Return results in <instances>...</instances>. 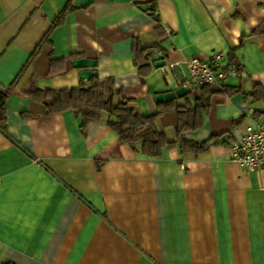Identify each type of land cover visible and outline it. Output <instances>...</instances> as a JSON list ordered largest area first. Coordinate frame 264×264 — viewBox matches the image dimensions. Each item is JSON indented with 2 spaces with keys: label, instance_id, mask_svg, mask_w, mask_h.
<instances>
[{
  "label": "crops",
  "instance_id": "1",
  "mask_svg": "<svg viewBox=\"0 0 264 264\" xmlns=\"http://www.w3.org/2000/svg\"><path fill=\"white\" fill-rule=\"evenodd\" d=\"M135 45L164 56L166 72L151 56L142 78ZM214 53L240 77L207 99L157 104L181 88L171 67L186 78L187 60ZM78 60L97 66L75 70ZM108 80L118 101L162 113L156 132L206 150L149 159L120 144L110 115L83 128L73 110L48 114L25 96ZM14 84L0 133V264H264V172L230 159L249 118L264 116V0H0V91Z\"/></svg>",
  "mask_w": 264,
  "mask_h": 264
},
{
  "label": "trees",
  "instance_id": "2",
  "mask_svg": "<svg viewBox=\"0 0 264 264\" xmlns=\"http://www.w3.org/2000/svg\"><path fill=\"white\" fill-rule=\"evenodd\" d=\"M69 10V8L66 9L60 15L52 30L62 24ZM153 52L152 49L135 45L134 63L142 78L151 72L152 68L147 61ZM37 54L38 52L31 57L29 64ZM232 64L235 65L234 67L241 75L240 69L233 59ZM15 84L9 89L0 91V133L7 137H9L8 101L13 94ZM207 90L209 89L202 90L204 93L202 100L208 98L209 92ZM25 96L42 103L48 114L73 110L77 116L81 117L83 128L93 123L104 122V115H110L114 119L107 121L106 124L118 135L120 144L130 147L134 153L149 159H160L163 151L168 148L180 147L182 151L187 150L194 154H198L207 148L206 144H194L183 139L170 142L164 133H158L154 129L162 113L142 115L129 103L118 101L121 92L114 88V83L111 80L106 81L103 85L92 84L89 87L55 92H44L32 86ZM176 111L183 119L186 114L185 107H176Z\"/></svg>",
  "mask_w": 264,
  "mask_h": 264
},
{
  "label": "built area",
  "instance_id": "3",
  "mask_svg": "<svg viewBox=\"0 0 264 264\" xmlns=\"http://www.w3.org/2000/svg\"><path fill=\"white\" fill-rule=\"evenodd\" d=\"M223 60V53H214L208 61L187 60L185 87L191 92L205 88L214 93L223 92L229 79L240 77L236 69L223 66ZM230 159L232 164L249 171L264 172V116L259 120L249 118L242 142L230 148Z\"/></svg>",
  "mask_w": 264,
  "mask_h": 264
},
{
  "label": "water",
  "instance_id": "4",
  "mask_svg": "<svg viewBox=\"0 0 264 264\" xmlns=\"http://www.w3.org/2000/svg\"><path fill=\"white\" fill-rule=\"evenodd\" d=\"M142 10L145 12H148V11H152L153 9L151 7H144L142 8ZM152 61L154 62V68L156 70L166 69V63L164 62V56L160 54L154 55L152 56ZM96 66H97V63L94 61H90V60H78L73 63V68L75 70H89V69L96 68ZM171 71L175 74L177 83L181 86V88L176 92H170V93L158 96L156 98V102L159 105H165V104L174 102L176 98L182 99L186 97L189 93V90L185 87L186 78L182 72V69L179 66H173L171 67ZM97 77L98 75L95 72L84 71L83 73L80 74V79L88 83L91 82L92 79H96Z\"/></svg>",
  "mask_w": 264,
  "mask_h": 264
}]
</instances>
